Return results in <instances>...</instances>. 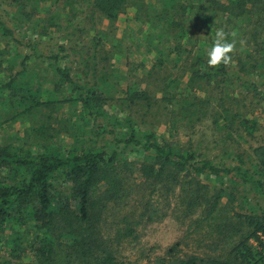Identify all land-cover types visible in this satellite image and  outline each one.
<instances>
[{"label":"trees","instance_id":"16d2710c","mask_svg":"<svg viewBox=\"0 0 264 264\" xmlns=\"http://www.w3.org/2000/svg\"><path fill=\"white\" fill-rule=\"evenodd\" d=\"M5 1L12 13L3 10ZM85 1L0 0V70L9 73L0 79V129L13 122L32 128L18 144L0 143V264H133L125 248L166 216L155 196L177 198L174 216L187 221L188 236L201 234L206 249L186 254L177 241L153 259L141 252L144 259L135 264H264V145L246 157L229 152L228 163L177 146L125 113L150 108L152 101L131 76L116 96L106 74H73L63 46L47 54L42 37L50 25H40V9ZM131 2L138 6L135 21L147 24L155 66L173 69L184 55L193 60L188 80L162 86V101L183 118L202 111L198 93L205 85H233L264 104V0H87V6L113 22ZM19 25L26 27L23 34ZM221 28L235 43L232 59L209 66L206 51ZM99 44L96 36L90 46L95 57ZM41 68L51 91L37 85ZM112 104L124 108V116L106 109ZM61 110L68 145L48 135L59 129L55 115ZM220 116L225 123H213L229 136L234 117L227 110ZM239 125L251 135L256 123L241 116Z\"/></svg>","mask_w":264,"mask_h":264},{"label":"rangeland","instance_id":"374dc122","mask_svg":"<svg viewBox=\"0 0 264 264\" xmlns=\"http://www.w3.org/2000/svg\"><path fill=\"white\" fill-rule=\"evenodd\" d=\"M8 4V1H5L2 8L8 13H12L14 9ZM79 4L74 8L69 5H59L53 6L51 9L46 6L40 9V25H50L42 37L44 51L47 54H54L60 46H63L66 49L64 53L68 57L66 60L72 67L73 74L80 75L82 71L91 73L93 69L99 71L98 77L103 73L106 74L104 77L114 84L116 91L113 90V94L116 92V96L119 90L124 88L123 83L126 75L131 76L134 81L139 83L140 87L151 95L150 108L138 106L127 110L116 107L119 102L114 101L116 106L112 104L111 107L106 108L112 115L124 116L120 113V110L124 109L125 113H130L142 127L164 136L177 146H194L216 162L224 160L228 163L229 159L226 154L229 152H236L246 157L254 147L264 145V104H255L250 96L239 91L240 89L234 88L233 85L227 88L205 85L203 92L198 93L202 103L197 106L202 111L199 110L188 118H183L173 108V105L162 101L164 81L168 82L173 78L188 80L190 72L187 67L192 64L193 60L191 56L184 55L173 69L171 65L165 63L159 67L155 66L157 63L155 52H147V41L145 40L147 24L134 19L139 12L138 6H133L135 3H129L118 19L113 22H109L97 14H92L87 6V0ZM17 30L23 34L26 27L19 25ZM100 32H104V35ZM27 34L28 37L33 38L34 36V33L28 32ZM96 36L100 44L95 57L93 56L95 49L90 46ZM86 45L90 48L85 47ZM0 46L2 47L3 44ZM152 65L154 66L152 67ZM179 66L181 67L180 71H178ZM38 72L37 85H40L42 90L51 91L52 84L44 79L46 74L43 68ZM8 75V72L0 70V79H7ZM90 78L89 76L88 79ZM224 110L229 112V118L231 115L234 117V131L229 136L219 130L221 126H216L213 123L214 119H218L219 124L225 123L224 116H220V114L224 115ZM66 115V110L58 111L55 115L57 118H55L57 120L55 123L59 129L48 132V135L55 134L51 142H55L57 145H68L71 141L68 138L69 133L62 131ZM241 116L256 123L251 135H248L239 125ZM29 126L27 122L24 125L18 122L4 124L0 129V143L7 140L18 144L20 139L23 141L24 137L26 138L24 133L27 130H29L27 134H32V128H28ZM38 127L39 123L36 121L34 128ZM24 128L26 129L23 130ZM58 131L61 133L57 134ZM248 199L250 206H253L255 201L251 199V196ZM225 201L226 198L223 199V202ZM153 202L166 213V216L147 224L141 231V238L125 248L124 255L133 264L137 259L142 262L144 258L141 257L142 255L140 256L141 252H144V256L150 255L149 257L153 259L155 256L163 255L167 248L177 241L181 242L182 252L186 254L202 252L203 249H206L205 244H199V239L202 238L201 234L188 236L187 221L182 222L174 216L177 198L165 199L155 196ZM242 211L249 214L250 207L243 205Z\"/></svg>","mask_w":264,"mask_h":264},{"label":"clouds","instance_id":"9594fccd","mask_svg":"<svg viewBox=\"0 0 264 264\" xmlns=\"http://www.w3.org/2000/svg\"><path fill=\"white\" fill-rule=\"evenodd\" d=\"M229 34L224 29H218L211 46L206 51L207 64L209 66H219L220 64H228L232 57L230 53L235 48V43L228 39Z\"/></svg>","mask_w":264,"mask_h":264}]
</instances>
